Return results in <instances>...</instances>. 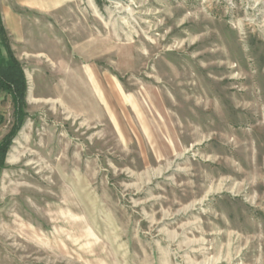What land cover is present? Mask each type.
<instances>
[{
	"label": "rangeland",
	"instance_id": "obj_1",
	"mask_svg": "<svg viewBox=\"0 0 264 264\" xmlns=\"http://www.w3.org/2000/svg\"><path fill=\"white\" fill-rule=\"evenodd\" d=\"M26 30L0 264H264V0H72ZM14 111L0 91V142Z\"/></svg>",
	"mask_w": 264,
	"mask_h": 264
},
{
	"label": "crops",
	"instance_id": "obj_2",
	"mask_svg": "<svg viewBox=\"0 0 264 264\" xmlns=\"http://www.w3.org/2000/svg\"><path fill=\"white\" fill-rule=\"evenodd\" d=\"M72 0H0V15L11 44L25 45L28 53L41 55L44 51L29 48L27 28L36 25L45 34V13L58 12ZM27 53V52H26Z\"/></svg>",
	"mask_w": 264,
	"mask_h": 264
},
{
	"label": "trees",
	"instance_id": "obj_3",
	"mask_svg": "<svg viewBox=\"0 0 264 264\" xmlns=\"http://www.w3.org/2000/svg\"><path fill=\"white\" fill-rule=\"evenodd\" d=\"M0 41L7 50L6 57L2 56L0 49V91L9 93L15 106V121L10 131L0 142V167L4 164L5 156L17 132L25 120V103L28 89L27 77L21 62L14 55L7 39V33L0 15ZM4 117L0 115V125Z\"/></svg>",
	"mask_w": 264,
	"mask_h": 264
}]
</instances>
